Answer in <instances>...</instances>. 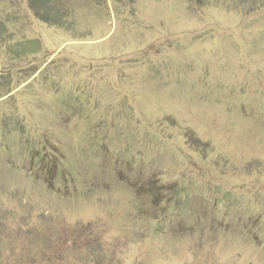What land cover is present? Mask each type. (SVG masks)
Here are the masks:
<instances>
[{"label":"rangeland","instance_id":"374dc122","mask_svg":"<svg viewBox=\"0 0 264 264\" xmlns=\"http://www.w3.org/2000/svg\"><path fill=\"white\" fill-rule=\"evenodd\" d=\"M0 264H264V0H0Z\"/></svg>","mask_w":264,"mask_h":264}]
</instances>
